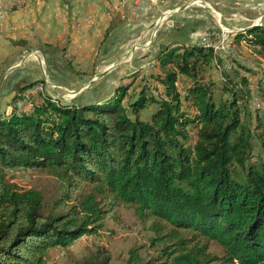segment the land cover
I'll list each match as a JSON object with an SVG mask.
<instances>
[{
    "label": "trees",
    "instance_id": "trees-1",
    "mask_svg": "<svg viewBox=\"0 0 264 264\" xmlns=\"http://www.w3.org/2000/svg\"><path fill=\"white\" fill-rule=\"evenodd\" d=\"M210 33L201 20H178L150 45L155 73L130 77L111 95L71 103L42 95L28 110L0 114V264H45L50 249L96 235L117 207L133 210L154 250L148 258L129 250L122 264H264V106L249 110L248 80L233 70L235 82L221 69L228 98L215 96L210 72L221 61L198 43ZM228 38L264 62V24ZM44 47L53 82L70 86L83 75ZM43 82L10 86L12 102ZM256 91L264 103V75ZM9 168L45 170L54 186L19 189ZM110 260L94 246L67 264Z\"/></svg>",
    "mask_w": 264,
    "mask_h": 264
},
{
    "label": "rangeland",
    "instance_id": "rangeland-1",
    "mask_svg": "<svg viewBox=\"0 0 264 264\" xmlns=\"http://www.w3.org/2000/svg\"><path fill=\"white\" fill-rule=\"evenodd\" d=\"M155 1L156 0H151V2H148V4H152ZM178 1L179 5L183 4V0ZM250 1L252 5H250ZM253 1H256L257 3L259 0ZM231 2L232 1L224 0L222 3H219L218 0H209L208 5L203 4V6L206 7V27L211 29L212 33H210V35L213 34L210 38L216 43H221L223 38L226 37L227 43L228 41L230 42L229 46L226 47L225 45L224 49L216 51L219 55L221 63L218 69L211 70L210 75L211 79L216 85L215 96H221L222 99L228 98V95L220 94V83L222 82L221 69L225 70L224 72L228 73L229 76L233 78L234 82L237 81V77L233 76L231 73L232 70L238 72L240 76H245L248 80L251 96L247 103V107L253 113L264 106L263 101L259 98L256 91L257 81L264 75V62L261 60L260 55L246 47L244 42L240 43V46L238 47L235 46L232 40L228 38V35L243 29L248 24H264V13H262L264 11H254L258 8V6L256 3H253L252 0H247L248 3L242 0L237 4V6L230 4ZM193 3L196 7H190L187 9H191L194 12L196 10L198 13L199 9H201V3L199 0H195ZM246 7L249 9H246L247 11L243 12L242 10ZM117 8V10H120L121 8H123L122 11L125 10V7ZM9 12L11 11H8L6 15ZM119 13L122 14L121 10ZM166 20L167 19L162 21V26H164ZM226 22L229 23V25H226ZM202 34L203 32L195 34L193 40ZM201 41H204V46L210 48L212 47L213 49L212 43L205 40H199L200 44ZM132 45L131 43L127 44V46L124 48V50L126 49L128 53L136 50L135 54L131 55V57L129 54L128 56L127 54L123 53L119 55L120 51H124L123 47H117V49L119 48L118 50L120 51H118L116 48V50L111 49L109 51L110 54L108 50H106L105 53H103L101 50L98 56L99 60L95 62L97 65L96 70L81 71L83 72V75L79 76L80 78L74 81L75 83H68L70 86H61L53 82L51 76L47 73V71H45L43 63L41 62L40 65L43 69V73L41 74L39 70H36L38 75H33V77L41 75L44 82L41 85L39 84V89L37 88L39 85H35L37 87L34 86L35 88L33 87L30 91L21 94L20 96H22L24 99V102L22 101L23 103L20 102V104L17 105V101L12 102V92H8V86H6L7 83L5 82L1 85L0 114H9L13 108L28 110L31 103H39L41 101L40 97L42 95H47L52 99L65 103L74 102L76 99L83 100L89 96L94 99L97 98L98 95H111L115 86L126 84V82H129L128 78H132L136 75L134 77L136 80L148 75L151 72L155 73L156 69L152 66L154 60H148L154 58V52L156 51H152L150 47H148V51L142 50L147 46L142 47L141 49L138 47H136L138 49H134L135 46ZM109 46L111 45H109L107 42L105 47L108 48ZM108 49H110V47ZM145 54L149 55L146 59H144L146 60L145 63L138 65L139 60L135 58ZM123 56L127 57L124 59L125 61H122L119 70L115 71ZM104 59L107 60L102 62ZM29 60H31L33 65L34 59L30 57ZM108 60H112L113 62L109 65H106L105 63L110 62ZM101 65L102 70L99 69ZM237 65H240L244 69H238ZM19 66L18 68L20 69L17 72L22 73L23 70H30L31 72L33 71V69L28 67L24 69V67ZM133 68L136 69L133 70ZM1 69L4 71V66ZM3 71L1 70V73ZM23 73L26 74V72ZM100 73L102 75L97 77V75ZM27 74H29V72ZM134 78L132 79L134 80ZM175 85L180 96H182L184 94L183 90L185 89V82L179 80ZM136 88L137 85L134 83V85L129 90V94H131L134 90L136 91ZM191 142L192 139H190V143ZM253 154H255V149L252 151V155ZM5 175L6 179H8L11 184H15V186H17L19 189L36 187L41 188L42 190L50 191L54 186L52 177L45 170H32L30 168H9L5 171ZM114 210L115 211L112 214H108L103 220L102 226L96 235L91 234L89 236H82L78 240L68 245L66 248L50 249L45 258V264H67L71 260L84 256L88 250L94 249V246L102 247L109 253L111 257L110 264H122L128 256V251L134 249L141 258L154 256V250L148 246L147 241V239L151 237L152 234L147 230H144L143 227L138 223V220L134 217L133 210L123 207H117ZM209 250L212 253L220 252V248L214 243H210Z\"/></svg>",
    "mask_w": 264,
    "mask_h": 264
},
{
    "label": "crops",
    "instance_id": "crops-1",
    "mask_svg": "<svg viewBox=\"0 0 264 264\" xmlns=\"http://www.w3.org/2000/svg\"><path fill=\"white\" fill-rule=\"evenodd\" d=\"M194 1L183 0L182 5H179L178 0H156L152 4L128 3L124 6L125 10L120 9L122 13L120 14V10L116 7V0H23L20 7L13 9L0 20V87L5 82L9 83L7 90L10 92V86L28 77H38L33 75H38L36 70L43 73L41 62L46 71L45 57L41 51L45 48L44 46H49V50L52 49L53 58L61 62L63 60L65 63L69 62L73 69L79 72L96 70L95 62L99 60L101 50L103 53L106 50L108 52L111 49L116 50L117 47H123L124 50L127 44L131 43L135 46L134 49L147 46L142 50L148 51L155 35L159 32L169 33L178 20L197 19L206 25V7L203 4L208 5L209 0H199L201 9L198 13L196 10L194 12L187 9L196 7ZM223 1L218 0L219 3ZM228 1H232L230 4L237 6L242 0ZM243 1L248 3L247 0ZM252 2L256 3L253 0ZM249 3L252 5L251 1ZM256 5L258 8L254 11H264V0H259ZM246 9L249 8L246 7L242 11L246 12ZM165 19L167 20L162 26L161 23ZM226 25L229 23L226 22ZM106 31H109V34L108 38L104 39ZM174 41L179 43L180 39ZM107 42L111 45L110 49L105 47ZM135 52L136 50L128 53L125 49L120 51L119 55L123 53L131 57ZM148 56V54L137 56L135 59L139 60L138 65L145 63L144 59ZM30 57L34 59L33 65L29 60ZM126 57H121L122 60L115 71L119 70ZM108 61L110 62L105 63L106 65L113 62ZM19 64L24 69L28 67L33 71L17 72L20 69ZM102 65L99 67L100 70ZM3 66L4 71L1 69ZM62 67H64L63 64ZM9 69L12 71L7 72ZM73 83L75 82L70 84ZM37 88L39 89L40 86Z\"/></svg>",
    "mask_w": 264,
    "mask_h": 264
},
{
    "label": "built area",
    "instance_id": "built-area-1",
    "mask_svg": "<svg viewBox=\"0 0 264 264\" xmlns=\"http://www.w3.org/2000/svg\"><path fill=\"white\" fill-rule=\"evenodd\" d=\"M141 2L148 3V2H151V0H116V7H124L128 3H141ZM22 3H23V0H0V19H2L8 11H12L13 9L20 7ZM210 37L211 36H202L199 38V40H205L207 42L212 43L214 51H220L224 49L225 45L226 47L230 45V43H227L226 37L223 38L221 43L214 42ZM23 100L24 99L18 100L17 105H19L20 102H22Z\"/></svg>",
    "mask_w": 264,
    "mask_h": 264
},
{
    "label": "water",
    "instance_id": "water-1",
    "mask_svg": "<svg viewBox=\"0 0 264 264\" xmlns=\"http://www.w3.org/2000/svg\"><path fill=\"white\" fill-rule=\"evenodd\" d=\"M19 65H20V64H19ZM11 69H13V68H11ZM11 69L7 70V72H9ZM100 75H102V74H100ZM100 75H97V77H99Z\"/></svg>",
    "mask_w": 264,
    "mask_h": 264
},
{
    "label": "bare ground",
    "instance_id": "bare-ground-1",
    "mask_svg": "<svg viewBox=\"0 0 264 264\" xmlns=\"http://www.w3.org/2000/svg\"><path fill=\"white\" fill-rule=\"evenodd\" d=\"M204 43V41H202V44ZM212 48V47H211Z\"/></svg>",
    "mask_w": 264,
    "mask_h": 264
}]
</instances>
